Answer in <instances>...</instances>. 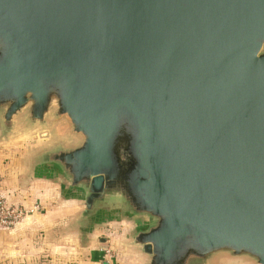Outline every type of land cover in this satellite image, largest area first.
Here are the masks:
<instances>
[{
  "label": "water",
  "instance_id": "1",
  "mask_svg": "<svg viewBox=\"0 0 264 264\" xmlns=\"http://www.w3.org/2000/svg\"><path fill=\"white\" fill-rule=\"evenodd\" d=\"M78 210L132 221V264H264V0H0V141Z\"/></svg>",
  "mask_w": 264,
  "mask_h": 264
},
{
  "label": "crops",
  "instance_id": "2",
  "mask_svg": "<svg viewBox=\"0 0 264 264\" xmlns=\"http://www.w3.org/2000/svg\"><path fill=\"white\" fill-rule=\"evenodd\" d=\"M14 145L7 140L0 141V150ZM2 157L0 154V190L6 202L24 206L37 203L39 209L24 217L12 229L0 230V264H100L98 249L103 245L110 247L116 254L117 264L138 261L137 255L120 252L116 239L111 237L114 232L108 233L115 228L120 231V226L125 231L130 221L107 216L93 226L85 241L80 240L76 234L61 233L60 228L78 210L77 201L61 199L63 186L49 175L38 174L24 180L21 160L11 155L2 163ZM104 234L109 239L103 237ZM116 235L119 238L121 234ZM96 238L102 245L97 247Z\"/></svg>",
  "mask_w": 264,
  "mask_h": 264
},
{
  "label": "rangeland",
  "instance_id": "3",
  "mask_svg": "<svg viewBox=\"0 0 264 264\" xmlns=\"http://www.w3.org/2000/svg\"><path fill=\"white\" fill-rule=\"evenodd\" d=\"M67 127H68V125H67L66 120L64 118H60L53 123V125L51 126V129L47 131L46 135H42L39 132H36L35 130L34 131H26L25 129L18 130L9 138V140H7L10 143L11 142L14 143L15 144L14 147H8V149L6 148L5 150H0V154H1V156H3L2 157L3 159L1 160V162L4 163L6 160H8V158L11 155H15L17 158H19V160H21V164L23 163V175H25L26 169H25L24 165L26 164L28 157L31 156L33 153H35L39 148L45 147L53 139H55L57 137L64 139L69 144H74L76 142V140H77L76 137L69 136L66 134ZM9 148H14L15 150L9 149ZM133 225H134V223L132 221H130V224H128V228H126L125 231H123L124 228L122 229V226H120L121 228H119L120 231H118V229H116V228L112 229L111 231H108V233L114 232V234L111 237H114V239H116L115 242L117 243V247L121 243L120 241L122 239V236L125 233H127L133 227ZM101 227H104V226H101ZM104 228L107 229L108 227L106 226ZM113 230H115V231H113ZM100 234H102V233H100ZM116 234H121V235L118 238ZM103 237H106V239H109L107 235H105ZM97 238H98V236H97ZM97 238L95 239V242H96L97 247H98V245L100 246V245H102V243L101 242L99 243ZM119 251L123 252L121 250H119ZM115 256H116V254H114V252H113V258H112L113 264H117L115 262ZM98 260H100L99 257H98ZM218 264H252V263L246 259L235 258V259H220Z\"/></svg>",
  "mask_w": 264,
  "mask_h": 264
},
{
  "label": "built area",
  "instance_id": "4",
  "mask_svg": "<svg viewBox=\"0 0 264 264\" xmlns=\"http://www.w3.org/2000/svg\"><path fill=\"white\" fill-rule=\"evenodd\" d=\"M39 209L37 203L24 206L18 203H8L0 190V230H10L20 223L24 217ZM101 264H113V251L108 246L98 249Z\"/></svg>",
  "mask_w": 264,
  "mask_h": 264
}]
</instances>
